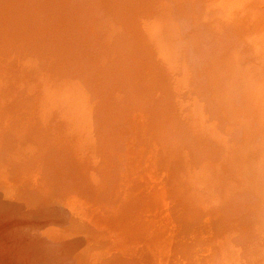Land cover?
Masks as SVG:
<instances>
[{"label": "bare ground", "instance_id": "obj_1", "mask_svg": "<svg viewBox=\"0 0 264 264\" xmlns=\"http://www.w3.org/2000/svg\"><path fill=\"white\" fill-rule=\"evenodd\" d=\"M262 1L263 0H255V3H261ZM225 2L228 1H224V3ZM152 6V0H0V59L2 64L6 63L8 65V61L4 58L5 55H9L11 52H14L13 54L20 53V55L26 53L27 59L31 60L35 59L36 53L44 56L46 52L49 51L48 49L51 48L52 43H54L49 42L46 44L45 40L49 38H53L55 44L58 40L59 42L56 46H61L56 62L47 63L48 58H43V63H46L43 69L47 73L42 86L33 88L32 85L29 84L31 80H28L27 85H24V82L20 80L21 78H18V71L24 68L21 63V66L18 67L17 70H14L16 71V75L11 74V85L8 87L3 86L2 93L4 95L5 93H11L16 96V103L14 105L19 104L21 101L24 103V107H28V109H25L26 111H21L16 119H14L15 115L12 116L14 127L12 125L11 131L4 128L6 113L3 111V100L0 94V129L3 130L5 134L4 136H0V196L7 198L0 201V208H2V214L0 213V228L3 226L1 224H6L4 230L1 228L4 231V235H1V237L6 242V246L8 244V248L4 246V251L8 253L10 250V252L15 255V258L18 259L19 263H21V259L23 258L22 264H100V256L104 253L103 244H113L117 246L116 243L112 242V239L110 240V238H108V242L106 238L95 236L97 233L94 232V230L93 232H89L83 228V224L90 221V218L93 216L89 211L85 210L84 207L88 206L89 200L93 202L92 199L95 196L88 197L82 186V183L87 185L90 179L91 166L86 163L87 159H84V157L80 158L76 154L73 155L71 148H66L65 150V148L62 147L58 149V160H56V155L53 152L49 153L50 149L47 152V150L43 148L45 147L43 142L46 138L51 136V133H49L50 130L46 131V126L48 127V124H46L42 118V112H44V116L47 117L48 109H50L49 104L51 101L47 94L52 86L50 80L57 73L61 81L63 79L65 81L68 76L75 73L72 69L74 67L76 69L77 66L85 67L76 70L81 73H86L85 76L90 77L91 80V87H84V92L88 95V103H93L95 97H98L102 99V104L91 119L86 118L84 120L79 118L85 117L84 114L73 108V106L65 105L59 107L57 110V117L62 121H59L60 123L58 124L60 129L63 130L67 128L66 125H63L67 123L66 119H74L78 121V123L85 125L89 123L87 125L89 126L88 130L84 128L83 125H80L83 126L82 131L85 130L83 132L84 135L81 134V136H76L74 134L72 136H76L75 141L77 142L75 143L82 146L85 145V142H89L86 138V130L89 131L87 132L90 136H88V138L91 139L93 138L94 132L97 141V151L100 153L98 155H102L101 159L104 160V162L106 159H109L107 157L109 155L111 157V167L110 169L104 168L103 170L104 164L101 163L100 166L98 165V168L101 170H97L96 166L93 168L99 175L102 171L103 176L99 177L103 180V187L108 188L109 197H122L121 201L115 203L117 205L122 204L121 207L123 209H127L125 202L130 197L129 194H132V183L141 179L140 177H142V179H147L145 175L148 177L147 181L142 180L140 182L141 185L136 187L140 190V193L136 196H131L130 199L131 203L134 205L138 196H140L142 198L140 199V207L137 208L132 215L131 212H129L127 222L122 224L121 227L110 225L116 230H124L130 227L139 228V234L134 238L120 239L123 246L138 247L137 250L140 255L136 256L131 264H162L161 255L162 253L164 254L165 251L162 250V239L160 237L164 229L165 221L159 208V182L157 181H160L161 176L159 177L160 171H158V168L166 169L167 173L170 175L166 179L172 181L171 185L167 184L172 193L168 192L170 194H176L172 195V199H179L180 201L186 199L188 204L184 202L185 209H183L181 215H176L172 218L167 215L169 221L176 224L177 227L181 228L182 231L187 234L189 218L195 219L202 216V225L209 234L207 240L209 242L213 240L212 245H215V250L214 248L211 249L214 251L221 248L225 239L230 235L224 226L228 225L229 218L226 220L223 219L224 216H222V219L218 218L219 216L217 213H214L215 209H212V206L214 207L217 202L224 199L223 197L228 196V191L224 192V194L222 192L221 198L219 196L220 194H218L217 196H219V198L217 200L215 199L216 197L213 199L210 193L207 194V181L204 190L201 189L202 186L201 188L198 186L201 174H197L195 170L200 169L199 165L202 164L205 159V156H203L204 148L201 147L203 144L201 141L203 140L199 141L192 137L190 129L188 128L190 127L189 124L186 120H182L177 114L178 109L176 110V105L173 101L175 84L172 83L173 79L170 73L168 74V72L172 70L170 59L163 60L160 58L159 60L154 48L148 44L150 23L152 27L154 22H150L149 24L146 23L153 13L152 9H150ZM249 6L250 7L247 5L248 10L256 14L258 13V11L255 10L256 7L252 4ZM240 11L239 14L241 13ZM256 14L251 16H258V14ZM152 17H154V15ZM249 17L250 16H248V19H245L247 22L246 24L255 21L253 19L254 17ZM103 20H109L110 23H118L121 25L125 31V37L129 40L126 41L125 37L124 39L121 37L113 51V56H111L113 59L111 63L108 66L103 65L100 68H96L97 64L100 65L102 63L100 57H98L96 63L84 57L80 62L79 50L83 49L85 46L86 48L88 47L89 42L86 41L89 38L98 36L99 24H101ZM234 24L236 23L234 22ZM246 24L243 25L245 26ZM253 24H256V22ZM261 25H259V30L261 29ZM236 32L235 30L234 34ZM245 32L246 34L248 33L247 30H245ZM245 32L243 31L244 34ZM255 33L256 32H254L253 36ZM257 34L259 35L261 33ZM257 34L255 36H257ZM231 35L228 36L231 37ZM228 36L227 40L229 39ZM244 37L241 38L244 39ZM232 39L229 40L231 45L234 44L232 42L235 41L234 39L231 41ZM259 40H261V38H259ZM237 41L238 40H236V42ZM23 51H25V53ZM30 51L35 53H29ZM236 51L237 50H235V52ZM193 60L196 64L198 63L195 58H193ZM261 63L262 62H260V64ZM248 67L247 65V68ZM6 68L10 70L8 67ZM24 69L26 71V68ZM31 73V70L25 72V75H23L24 79L30 78ZM26 90H29V92ZM122 96L124 98H122ZM37 106L40 107L38 115L41 117L42 121L39 118L36 120L34 117V110ZM214 108L215 105H213V109ZM27 117L34 120V126L29 123ZM50 117L51 116H49V120ZM79 132L81 133V131ZM15 141H18L20 145L21 141L24 145H27L26 151L21 149V151L25 153L22 154L23 157L21 156L18 158L16 155L17 153H14L12 144L15 143ZM65 143L64 141L63 144ZM99 145H101V149ZM29 147L30 150L27 152ZM34 151H36V153ZM8 155H11L12 159H10ZM199 157H201V161H198L197 164V158ZM141 158H143L144 162L140 164ZM20 160H22V163ZM55 160L57 162L53 170L58 168L59 173L62 175V179L65 175L70 183H67V186H64L59 191L57 190L55 194H47L46 192L44 193V191L46 186L52 185V181H49L46 176H49V171L52 170L50 168V162L53 163ZM112 160L118 161L121 166V170H117V175H115L112 168ZM29 161L32 162V164H30ZM145 162L148 163L145 165ZM36 164L45 168L47 171L44 172L43 175L38 174L36 177L32 178L33 170L28 167H35ZM251 167H253L255 172L259 169L257 165ZM240 168H242V166ZM143 170H145V173ZM248 170L251 171V169ZM105 171H110V173L107 174ZM242 173L244 174L243 171ZM6 174H8L7 177H4ZM252 174L254 175L253 172ZM107 175L111 178L110 184L108 180H106ZM155 175L157 176L156 180L151 181L149 178L152 179ZM120 177L132 180H126ZM256 177L259 178L258 176ZM237 180L240 181L238 178ZM243 180L244 179H242V181ZM44 181L45 187L42 186ZM225 181L226 180H224V182ZM233 181L231 183H233ZM234 182H236V179ZM246 182L245 184H247ZM176 184L179 188H177ZM203 185L205 184L203 183ZM85 188L89 192V189H91L90 184L85 186ZM30 193L32 196H29ZM93 193L96 194V191L93 190ZM204 194H206L208 198ZM31 197L32 199H34V197L36 199L37 204L33 206L35 210L40 212L39 217L51 215L56 218L50 219L51 223L46 225L47 229L41 228V230H34L32 224H27V230L24 231L17 223L8 230L6 226L9 216L13 211L19 213L21 212L20 208H22L23 212L26 213L28 210L34 209L24 208L28 206V203L25 201H29ZM78 198L79 200H77ZM114 198L116 199V197H113V199ZM231 199L232 198H230V200ZM54 200H63L64 204L53 203V205L46 206L48 202L52 203ZM77 201H80L79 206L74 203H77ZM29 207H31V205ZM89 207L93 208V206ZM115 210L118 211L119 207L116 206ZM62 213H65L69 218L65 217ZM73 220L76 221V223ZM140 220L141 223L139 225L130 226ZM76 224L79 225L80 228L77 227ZM94 224L102 227L99 223ZM231 230L233 229L231 228ZM37 235L51 236L52 241H57L59 243L63 240L64 248L62 252L56 253L57 249H55L47 254V249L37 245ZM254 238L255 240H253ZM7 239H9V243ZM248 241L251 242L247 254L249 264H252V262H254V264H264V242L256 236L251 237ZM140 248H144V251ZM127 250L122 249V252L114 247L110 252V255L115 257L112 260L114 261L116 257L121 256V254L125 253L124 251ZM178 252L181 253L180 251ZM176 253L174 252L172 254L174 255L172 258L173 260L177 259ZM190 256L192 257L193 255L188 253L187 257ZM123 259L127 261L126 258ZM183 259L184 257L181 259V263L178 261L177 264H182ZM65 260H71L72 262H66ZM7 264H9V259ZM183 264L187 263L183 261Z\"/></svg>", "mask_w": 264, "mask_h": 264}, {"label": "rangeland", "instance_id": "obj_2", "mask_svg": "<svg viewBox=\"0 0 264 264\" xmlns=\"http://www.w3.org/2000/svg\"><path fill=\"white\" fill-rule=\"evenodd\" d=\"M215 1L216 0H152L153 6L150 9H152L153 13L150 15V18H148L149 21L146 23L149 24L150 22H154V25L152 27L150 23L148 44L152 48H154L159 60L160 58H162L163 60L170 59L171 61L172 70L170 69L171 71H169L168 74L170 73L173 79L172 83L175 84V89L173 91V101L176 105V110L178 109L177 114L182 118V120H186L189 124L190 127L188 128L190 129L192 137L198 139L199 141L203 140L201 141V143L203 142L201 147L204 148L203 156H205V159L203 160L202 164H200L201 166L199 165L200 169L195 170L197 174H201L198 186L200 188L202 186L201 189L204 190L207 181V194L210 193V196H213V199L216 197L215 199L217 200L219 196L220 198L222 197V192L224 194V192L228 191V196H225L226 199L225 197H223L225 200H219L221 203L217 202L214 207L212 206V209L216 210H214V213H217L219 217L217 215L216 216L218 218L222 219V216H224L223 219L225 220L229 218L228 225L224 226L230 234L225 239V242L224 244H222L221 248L214 251L215 245H212L213 240H211L210 242L207 240V236L209 234L207 233L205 227L202 225V216L195 219L189 218V228L187 234L184 233L181 228L177 227L176 224H173L168 220L167 215L172 218L176 215L182 214L183 209H185L184 202L187 204V200L183 199L184 201H180L179 199H172V195L176 194L169 193L171 192V190L169 186H167V184L171 185L172 181L166 178L170 175L169 173H167L166 169L158 168V171H160L159 177L161 176L160 181H157L159 182V208L165 221L164 229L162 230V234L160 237L162 239V250L165 251V253H162L161 255L162 264H177L178 261L179 263H181V259L183 257V261H185L187 264H249L247 254L249 252L251 242H249L248 240L251 239V237L256 236L259 237L262 242H264V15H262L264 14V0L261 3H255V0ZM224 1L228 2L224 3ZM250 4L256 7L255 10L258 11V16H251L256 13L248 10ZM239 11L242 14H239ZM153 15L154 17H152ZM248 16H250L249 18L254 17L253 19L255 21L248 22V24H246L247 22L245 21V19H248ZM234 22L236 24H234ZM255 22L256 24H253ZM242 23L246 25L244 26ZM258 24H262L260 30V26ZM244 29L247 30L250 36L248 35V33L246 34ZM235 30L237 31V34H234ZM242 30L245 32V34ZM252 30L254 31L251 32ZM124 32L125 31L123 27L118 23H110L109 20H103L101 24H99L98 36L95 38H89L86 41L89 42L88 47L86 48L85 46L83 49L79 50L80 62L84 57L88 60H92L93 63H96L98 57H100L102 63L100 65L97 64L96 68H100L103 65L108 66L113 60L111 56H113V51L115 50L118 41L121 37L124 39V37L126 36ZM254 32H256L255 35L257 33L261 34H257V36L259 37L255 35L253 36ZM231 34L235 36H232ZM228 35H231V37L235 41H233V39ZM227 36L229 38L228 40ZM241 37H244V39H242ZM259 38H261V40H259ZM125 39L126 41L129 40L126 37ZM230 39H232L231 41H233L232 43L234 44H230ZM247 39H250L251 41ZM236 40L238 41L236 42ZM49 42H54L52 43L51 48L48 49L49 51H47L44 56L36 53L35 59L33 60L27 59L25 51H23L25 54L22 55H20V53L13 54L14 52H11L7 56L5 55L4 59L8 61L9 66L6 63L2 64L0 59V94L3 100V111H5L6 113V119L4 122V128L6 130L11 131L12 129V116L15 115L14 119H16L19 116L18 114L21 113V111L28 109V107H24V103L21 101L19 102V104L14 105L16 103V96L11 93H5L4 95L2 93V88L3 86L8 87L11 85V74L16 75V71L14 70H17L18 67L21 66V64L22 67L26 68V71L24 68H21L18 71V78H21L20 80L24 82V85L28 84V80H31L29 84H31L33 88L42 86L43 80L47 73L43 69L46 64L43 63V60L45 58H48L47 63H54V61L56 62L58 53L61 50V46H56V44H58L59 42L58 40L56 41V44L53 38L45 40L46 44ZM235 50L237 51L235 52ZM31 52L32 51H30L29 53ZM193 58L198 61L197 64L194 62ZM249 58L252 59L250 60ZM251 62L254 64H252ZM260 62L262 63L260 64ZM247 65L249 66L248 68ZM6 67H8L10 70H8ZM79 68L82 69L85 67L77 66L76 69ZM76 69L75 67L72 69V71H75V73L68 76L65 81L64 79L61 81L57 73L50 80V84H52V86L47 93L51 101L49 104L50 109H48L47 113L48 119L46 116H44V112H42V118L44 119L46 124H48V127L46 126V131L50 130L49 133H51V136L45 139V141L43 142V145L45 147L43 148L44 150L46 149L47 152L50 149L49 153L53 152L57 157L56 160H58V149L62 147H64L65 150L66 148H71L73 155L76 154L80 158L84 157V159H87L86 163L91 166L89 175L90 179L88 183L90 184L91 189H89L88 192L85 188V186H87L88 184L85 185L84 183H82V186L88 197H93L94 195L95 196L92 199L93 202L89 200L88 206L84 207V209L89 211L93 216L92 218H90L91 222L87 221L83 224V228L84 230L89 232H93L94 230V232L97 233L95 234V236L106 238L108 242V238H110V240L112 239V242L117 244V246L113 244H103L104 253L100 256V264H120V262L121 264H131L132 260L136 256L140 255L139 251L137 250L138 247L135 248L131 246H123L120 239L134 238L139 234V228L136 229L130 227L125 228L124 230H116L110 225L121 227L122 224L127 222L129 212H131L132 215V213H134L137 208L140 207V199H142L140 196H138V199L136 200L134 205L133 203H131L130 199L131 196H136L140 193V190L136 187L141 185L140 182L142 180L147 181L148 177L145 175L147 179H142V177H140L141 179H138L137 181L134 180L135 182L132 183V194H129L130 197L125 202V204L127 205V209H123L121 207L122 204L117 205L115 203L121 201L122 197H109L108 188L103 187V180H101V177H99L103 176L102 171L99 175L93 168L94 166H96L97 170H101L98 168V165L100 166V164L103 163V170L104 168L110 169L111 157L108 155L107 157L109 159H106V161L104 162V160L101 159L102 155H98L100 153H98L97 151V141L94 132L93 138H88L89 135L87 132L89 131L87 130L89 129V126L87 125L89 123L85 125L78 123V121L72 118V120L66 119L67 123L63 122V125H66L67 128H64L63 130L60 129L58 124L61 120L57 117V110L59 109V107L65 105L73 106V108L79 110L84 114L85 117H79L80 119L84 120L86 118L91 119L102 104V99L98 97H95L93 103H88V95L84 92V87H91L90 77L85 76L86 73H81ZM28 70L32 71L31 76L28 79H24L23 75H25V72H27ZM26 91L29 92V90ZM122 98L124 97L122 96ZM213 105H215L214 109ZM34 111L35 119L37 120L39 118L42 121L41 117L38 115L40 107L37 106ZM49 116H51L50 120ZM27 119L32 126L35 125V122L32 118L27 117ZM52 125L56 127H53ZM80 125H83L84 128L87 129V137L86 135L85 137L87 138V141H89L85 142V145L82 146L75 143L77 142L75 141L77 135H84L83 132L85 130L82 131L83 126ZM79 131H81V133ZM74 134L76 136H72ZM4 135L5 134L3 130L0 129V136ZM64 141L66 142L65 144H63ZM26 146L27 145H24L22 141L21 145L18 143V141H15V143L12 144V149L14 153H17L15 154L18 158H20L21 156L23 157L22 154L25 153L22 152L21 149L26 151ZM99 147L101 149V145H99ZM29 150L30 147L27 149V152ZM34 152L36 153V151ZM8 157L12 159L11 155H8ZM201 157L197 158V164L198 161H201ZM56 160L53 163L50 162V168L52 170H48L49 176H46L48 177L47 179L49 181H52V185L46 186V189L44 191V193L46 192L47 194H55L57 190L59 191L64 186H67V183H70L65 175L62 179V175L59 173L58 168L53 170L57 162ZM20 162L22 163V160H20ZM143 162L144 160L143 158H141L140 164ZM29 163L32 164V162L30 161ZM147 163L148 162H145V165ZM250 165H257V167L259 168L258 171L255 172L253 167H251ZM241 166L242 168H244H240ZM28 168L33 170L32 178L36 177L38 174L43 175L44 172L47 171L45 170V168L40 167V165L38 164H36L35 167ZM112 168L115 175H117V170H121V166L119 165L118 161L112 162ZM248 169H251V171ZM242 171L244 172V174L242 173ZM105 172L107 174L110 173V171ZM143 172L145 173V170H143ZM252 172L254 173V175L252 174ZM7 175L8 174H6L4 177H7ZM256 176H258L259 178H257ZM120 178L132 180L125 177ZM156 178L157 176L155 175L154 178L149 179L151 181H155ZM227 178L232 179L229 180ZM237 178L240 179V181L237 180ZM233 179L234 181L236 179V182H234ZM242 179L244 180L242 181ZM106 180H108L110 184L111 178L109 177V175L106 176ZM224 180L226 181L224 182ZM232 181L233 183H231ZM244 181H248L246 182L247 184H245ZM203 183L205 185H203ZM42 186L45 187V181ZM207 187L210 189H208ZM177 188L179 187L177 186ZM136 189H138V192L135 191ZM93 190L96 191V194L93 193ZM218 194L220 195L217 196ZM204 195L206 196V194ZM29 196H32V194L30 193ZM113 197H116V199H113ZM79 198L77 200H79ZM230 198L232 199L230 200ZM5 199L7 198H3L2 196H0V201H3ZM25 202L28 203V206L24 208L34 209H30L26 213H24L22 208H20L21 212L18 213L13 211V207V212L9 216L8 224L6 226L8 230H10L11 227L15 226L17 223L24 229V231L27 230V224H32L34 230H41V228L47 229L46 225H49L51 223L50 219L56 218L51 215H47L46 217H39L40 212L35 210V207L33 206L37 204L35 197L34 199H32L31 197L29 201ZM53 203L64 204V201L54 200L52 203L48 202L46 206L53 205ZM74 203L77 206L80 205V201ZM30 205L31 207H29ZM89 206H93V208ZM116 206L119 207L118 211L115 210ZM141 209L144 210L143 208ZM1 210L2 208H0V213L2 214ZM62 214L65 215V217H68L65 213ZM141 220L130 226L139 225L141 223ZM74 222L76 223V221ZM94 223H99L102 227L95 225ZM1 225L4 226H1V228L4 230L6 224ZM77 227L80 228L79 225H77ZM1 228L0 264H7L8 259L9 264H22L23 258L21 259V263H19L18 259L15 258V255L12 254L10 250L8 251L9 255L6 251H4V246L8 248V244L6 246V242L1 237V235H4V231ZM231 228L233 230H231ZM230 231H232L233 234ZM240 234L243 235L241 236ZM36 237L37 245L41 248L47 249V254L55 249H57L56 253H60L64 248L63 240L61 243H59L57 241H52L51 236L37 235ZM253 240H255V238ZM7 241L9 243V239H7ZM114 247L120 251H122V249L128 250L124 251L125 253L121 254V256L116 257V259H114L113 261L112 259L115 257H112L110 255V252ZM211 248H214V250H212ZM140 249L144 251V248ZM178 251H180L181 253H179ZM174 252H177L176 260L172 259L174 256L172 254ZM188 253H191L193 256L187 257ZM123 258H126L127 261ZM65 261L72 262L71 260ZM252 264H254V262H252Z\"/></svg>", "mask_w": 264, "mask_h": 264}]
</instances>
